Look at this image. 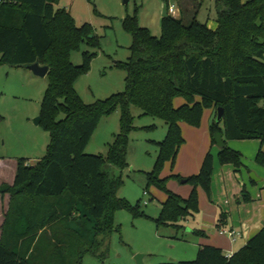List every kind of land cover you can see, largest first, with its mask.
Returning <instances> with one entry per match:
<instances>
[{
    "label": "trees",
    "instance_id": "1",
    "mask_svg": "<svg viewBox=\"0 0 264 264\" xmlns=\"http://www.w3.org/2000/svg\"><path fill=\"white\" fill-rule=\"evenodd\" d=\"M60 0H0V66L49 65V84L41 103V121L50 134L47 152L34 165L19 158L13 185L0 186L10 194L1 227L0 264H82L86 253L109 254L116 224V210L144 215L140 202L131 204L118 196L123 175H110L107 164L123 171L128 166L130 131L135 128L132 107L166 121V137L158 142L154 169L146 184L164 189L157 227L168 224L180 230L182 220L194 219L200 209L198 186L212 199L215 156L210 150L198 173L187 177L193 184L188 197L173 192L162 177L163 166H173L186 142L181 122L200 125L205 108L212 109L210 135L224 136L222 165H243L242 153L227 140L259 139L256 161L264 165V0H214L217 27L202 23L197 13L185 23L169 14L162 18V33L155 36L138 21L139 10L127 14L123 27L132 35L127 61L117 62L127 76L122 92L86 103L76 82L89 68L90 54L75 65L70 52L81 41L96 44L90 23L77 26ZM184 101L177 105L176 97ZM219 107L222 120L216 118ZM120 110V130L108 144L106 155L89 154L86 147L104 115ZM243 197L249 200L246 189ZM92 224L89 228L79 218ZM217 226L227 214L220 213ZM195 234L203 232L196 230ZM159 264H264V226L244 247L226 255L222 248L202 244L194 260Z\"/></svg>",
    "mask_w": 264,
    "mask_h": 264
},
{
    "label": "rangeland",
    "instance_id": "2",
    "mask_svg": "<svg viewBox=\"0 0 264 264\" xmlns=\"http://www.w3.org/2000/svg\"><path fill=\"white\" fill-rule=\"evenodd\" d=\"M165 4L174 5L177 9L175 14H181L183 11L185 23L190 22L197 13L202 23L216 25L218 12L214 0L59 1L56 7H64L71 12L77 26L90 23L96 34L95 45L81 41L79 48H74L70 52V58L75 65L83 63L85 52L91 55L89 68L81 74L75 85L76 91L86 103L110 97L113 93L122 92L125 89L127 74L117 66V62L127 61L130 55L129 47L133 43L132 35L123 27L126 15L133 14L134 9L138 7L139 24L149 27L153 35L158 37L162 33L161 22ZM48 84V77H38L23 66L9 64L0 66V165L3 168H0V186L13 185L19 158H29L30 163L34 165L47 152L51 141L50 134L43 124H36L35 119L41 114L40 107ZM183 101V97L178 96L174 103L180 105ZM209 109H204L202 121L198 126L182 121L186 142L179 149L175 164L172 166L169 160L166 161L162 172V177H169L166 184L171 189L179 188V186L193 187V184L185 183L183 179L172 178L171 174L179 173L181 168H188L192 153L198 145L197 142L202 138L200 136H206L210 132ZM132 113L135 128L129 134L128 166L121 171L107 164L106 170L113 176L123 175L124 182L118 191V196L125 198L131 204L140 202L144 215L134 217L127 209L116 210L114 217L116 224L120 225V233L114 232L112 235L109 254L101 259L86 253L82 264H111L112 262L138 264L136 260L138 254H144L143 264L165 263L177 258L176 261L194 260L196 255L193 258H187L189 252L185 247H189L190 243L196 239H192V234H188V231H192L200 217L180 221L184 226L180 230L168 224L157 227L155 218L159 217L166 192L154 184L149 187L146 184V173L154 169L159 154L158 142L166 137L167 123L150 114L143 116L142 110L137 106L132 107ZM119 120V109L104 115L86 147V152L106 155L108 144L114 140V134L120 130ZM193 130L195 134L190 132ZM259 142L258 139L228 141L242 153V160L251 168V173L256 172L252 169L255 165L264 168L262 164L256 163ZM200 188L202 189L198 186V189ZM145 191L148 193L145 194ZM9 198L8 193L3 196V199L0 194V231L1 220L2 217L4 218ZM199 199L200 212L202 199ZM79 218L82 224L92 227V224L82 217V211Z\"/></svg>",
    "mask_w": 264,
    "mask_h": 264
},
{
    "label": "crops",
    "instance_id": "3",
    "mask_svg": "<svg viewBox=\"0 0 264 264\" xmlns=\"http://www.w3.org/2000/svg\"><path fill=\"white\" fill-rule=\"evenodd\" d=\"M174 15L180 17L181 15H183V11L181 12V14ZM210 27L215 29L217 27V24ZM208 115L210 123L212 116L211 108L208 110ZM181 127L183 131L182 122ZM190 132L195 134V130ZM200 137L202 138L198 140V145L192 153L191 163L187 166L188 168H181L179 173L184 177L194 175V173H198L201 169V164L205 155L211 150L215 156V170L212 177V199L210 200L207 198V195L203 188L198 189L199 198L202 199V209L200 210V212L196 213V216H199L200 218L192 228L193 233L192 231H188V234H192V239H196L190 243L189 247H185L189 252V256H187V258H193L195 257V255L197 256V252L200 248V245L202 244L215 245L222 248L226 255L232 254L243 248L244 244H246L248 240L255 234L260 232L261 228L264 226V168H259L258 165L254 164L255 166L252 169H255L256 171L255 173L253 172L256 179H252V177L250 176L251 168H249V166H246L244 162L241 168H236L232 164L222 165L218 157L220 147L212 143V135H210V132L206 134V136L204 135ZM228 141L229 140H227V144H229L231 148L236 150V147L228 143ZM260 146L261 142H259L257 148L258 151ZM0 168L3 169L1 165ZM243 188L246 189V195L250 197L249 200H246L245 197H243ZM192 189L193 187L179 186V188L174 187L171 190L178 195L180 194L183 197H188ZM165 199L166 196L163 200L165 201ZM6 205L7 210L9 205ZM221 212L226 213L227 218L224 225L219 228L217 226V221L219 220ZM3 220L4 218L2 217L1 225H3L4 223ZM220 229L235 231V239L233 240L229 234H222ZM196 230L203 232V234H195ZM181 240H185V238H181ZM173 260L176 261L178 260V258Z\"/></svg>",
    "mask_w": 264,
    "mask_h": 264
},
{
    "label": "water",
    "instance_id": "4",
    "mask_svg": "<svg viewBox=\"0 0 264 264\" xmlns=\"http://www.w3.org/2000/svg\"><path fill=\"white\" fill-rule=\"evenodd\" d=\"M126 1H128V0H126ZM163 9H164L163 17L168 16L169 15L168 5L165 4ZM24 67L28 68L29 70L32 71V73H34L35 75H37L39 77L47 76L48 71H49V65L48 66L42 65V64H40V62H34L32 64L24 65ZM223 115H224V109L222 107H219L217 110V116H216L218 121L222 120ZM40 121H41L40 116L35 119L36 124H39ZM215 141H216V145L220 148H224L226 145V141L224 140V136L221 133L215 134ZM250 176L252 177V179H256L254 173H251ZM182 181L185 182L184 179ZM143 257H144V254H138L136 256V260H137L138 264H143Z\"/></svg>",
    "mask_w": 264,
    "mask_h": 264
},
{
    "label": "built area",
    "instance_id": "5",
    "mask_svg": "<svg viewBox=\"0 0 264 264\" xmlns=\"http://www.w3.org/2000/svg\"><path fill=\"white\" fill-rule=\"evenodd\" d=\"M168 9H169V14L174 16V14H175V12L177 10V9H175V6L174 5L173 6H168ZM147 193L148 192L145 191V194H147ZM220 230H221L222 234H227V235L229 234L232 237L233 240L235 239V234H236L235 231H233V230H224V229H220ZM111 264H120V263L112 262Z\"/></svg>",
    "mask_w": 264,
    "mask_h": 264
}]
</instances>
